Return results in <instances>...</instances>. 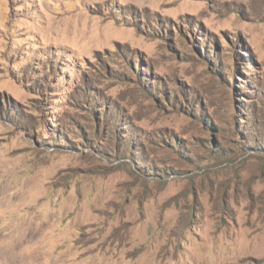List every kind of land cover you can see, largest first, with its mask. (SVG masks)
<instances>
[{
	"label": "rangeland",
	"instance_id": "374dc122",
	"mask_svg": "<svg viewBox=\"0 0 264 264\" xmlns=\"http://www.w3.org/2000/svg\"><path fill=\"white\" fill-rule=\"evenodd\" d=\"M0 181V264H264V0H0Z\"/></svg>",
	"mask_w": 264,
	"mask_h": 264
},
{
	"label": "bare ground",
	"instance_id": "6f19581e",
	"mask_svg": "<svg viewBox=\"0 0 264 264\" xmlns=\"http://www.w3.org/2000/svg\"><path fill=\"white\" fill-rule=\"evenodd\" d=\"M1 182V181H0ZM4 184V183H3ZM2 185V184H1ZM4 187H5V185H3ZM1 187V186H0ZM3 188V187H2ZM4 191V190H3ZM10 192V191H9ZM15 193V192H14ZM1 194V193H0ZM16 194V193H15ZM3 196H5V195H3ZM7 198V197H6ZM14 198V197H13ZM7 200V199H6ZM5 200V201H6ZM9 203V202H8ZM4 205V203H3V201H2V199H1V196H0V212H1V210H3V208L4 207H7V206H9V204L8 205H5V206H3ZM2 208V209H1ZM38 212V211H37ZM41 212V211H40ZM53 212V211H52ZM36 216V215H35ZM52 217V216H51ZM20 218H22V217H20ZM25 220V219H24ZM28 220V219H27ZM39 222L38 221H35L33 218H31V220H28V222L27 221H23V222H13V224H12V226H11V228H14L13 230L15 231L16 229H18V228H26L27 230H25L26 231V238L27 237H30V236H32L33 238H31V239H29V240H25V244L26 243H30V244H32V246H30V247H26V248H22V245L20 246V245H17V246H15V258H18L20 261H26L27 260V262H31V264H35L34 263V261H35V257H38L39 255H41V254H43L42 252H40V251H38L39 250V248L42 246V244H43V240L41 241L40 240V238H41V236L43 237L44 235L43 234H45L44 232H42V235H40L41 234V230H42V227H43V225H49L50 224V220H47V219H45V218H43V217H39ZM59 222H60V220H59ZM58 223V222H57ZM57 223H56V225H57ZM52 224V223H51ZM50 224V225H51ZM59 224V223H58ZM55 226V225H54ZM59 226V225H58ZM57 226V227H58ZM32 229H35V230H32ZM58 229V228H57ZM48 231V230H47ZM25 237V236H24ZM44 247V246H43ZM43 247H41L42 249H43ZM23 253H26L27 255H28V257L27 258H22V257H25V256H23L22 254ZM48 255V254H47ZM19 256H21V257H19ZM29 262V263H30Z\"/></svg>",
	"mask_w": 264,
	"mask_h": 264
}]
</instances>
